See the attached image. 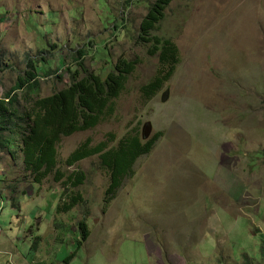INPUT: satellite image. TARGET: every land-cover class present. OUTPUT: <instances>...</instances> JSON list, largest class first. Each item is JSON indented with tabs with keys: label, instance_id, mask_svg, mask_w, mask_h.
<instances>
[{
	"label": "rangeland",
	"instance_id": "374dc122",
	"mask_svg": "<svg viewBox=\"0 0 264 264\" xmlns=\"http://www.w3.org/2000/svg\"><path fill=\"white\" fill-rule=\"evenodd\" d=\"M140 1L0 0V96L30 71L29 59L50 57L43 51L47 42L48 49L61 46L65 63L59 70L53 61L51 74H40V97L70 82L73 58L85 56L84 65L101 75L119 60L137 61L113 113L57 143L59 180L20 182L19 162L11 171L4 160L0 264L258 260L264 243V0H173L152 31L175 46V59L165 66L137 41L147 13ZM84 48L87 54L79 56ZM98 48L103 51L94 58ZM167 72L162 89L148 99L143 86ZM134 135L152 141V148L109 192L110 172L99 156ZM83 144L105 150L68 165ZM81 171L82 185L65 184L66 176ZM13 183L26 191L19 208L7 200Z\"/></svg>",
	"mask_w": 264,
	"mask_h": 264
},
{
	"label": "trees",
	"instance_id": "16d2710c",
	"mask_svg": "<svg viewBox=\"0 0 264 264\" xmlns=\"http://www.w3.org/2000/svg\"><path fill=\"white\" fill-rule=\"evenodd\" d=\"M173 0H143L141 4L147 9L146 15L142 18L137 32V41L147 46L150 55L158 56L160 63L170 65L175 59V46L168 39L162 42L153 35L156 24L164 18L166 8ZM115 20L114 18L111 21ZM115 24V28L120 29ZM48 42L43 47L45 53L50 57L36 61L29 59L27 71L20 76L14 87L0 96V182L6 180L3 165L8 159V167L11 171L12 165L19 162L20 175L17 180L28 184H40L47 177L54 175L59 180L63 174L57 170L58 153L57 143L63 136H69L76 132L90 130L102 122L107 116L113 113L114 102L127 89L130 76L137 65L136 60H119L113 63V68L107 71L104 67L103 74L90 70L83 63V57L75 60L74 67H68L67 74H70V82L59 91L51 95L40 97V74L49 76L51 74L50 64L58 61L59 70L64 66L65 60L62 56L61 46L54 44L48 49ZM50 45V44H49ZM101 48L95 50L97 52ZM102 50V49H101ZM103 51V50H102ZM87 54V48L79 50V56ZM106 53L104 51V57ZM1 57V56H0ZM2 60V59H0ZM1 66V65H0ZM161 73V71H159ZM105 73V74H104ZM170 72L165 76L158 74L153 81L143 86L144 95L150 99L159 92L165 79H168ZM22 93L19 95L18 93ZM128 137H126L127 139ZM125 139V140H126ZM124 140L116 148H110L102 152L103 145L87 150V144H83L74 151L67 160L68 165H73L80 159L89 157L90 154H100V164L107 168L111 176L109 192L119 187L122 180L133 172L132 167L136 159L148 153L153 145L152 141L143 142L138 135L132 136L123 144ZM56 171V173H54ZM67 177L66 183L76 188L85 182L83 172H73ZM18 184L9 185L8 202L13 208H19V195L26 193L21 191ZM1 199L4 196L0 195ZM77 196H70V201H76ZM68 208L71 204H62ZM62 208L59 205L58 210ZM3 204L0 206V213ZM82 237L87 236L84 223L77 227ZM251 257V256H250ZM243 256L242 264H264V243L260 249L258 260Z\"/></svg>",
	"mask_w": 264,
	"mask_h": 264
},
{
	"label": "water",
	"instance_id": "95a60500",
	"mask_svg": "<svg viewBox=\"0 0 264 264\" xmlns=\"http://www.w3.org/2000/svg\"><path fill=\"white\" fill-rule=\"evenodd\" d=\"M167 95V93L165 94V96ZM165 98H163V100H164ZM149 135H150V131L148 130L147 132H145V131H143V138H148L149 137Z\"/></svg>",
	"mask_w": 264,
	"mask_h": 264
}]
</instances>
